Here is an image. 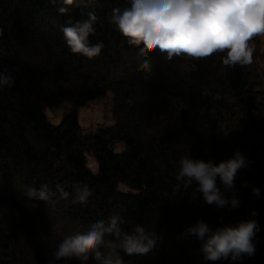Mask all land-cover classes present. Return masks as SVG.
I'll return each mask as SVG.
<instances>
[{"label":"trees","instance_id":"1","mask_svg":"<svg viewBox=\"0 0 264 264\" xmlns=\"http://www.w3.org/2000/svg\"><path fill=\"white\" fill-rule=\"evenodd\" d=\"M60 6V0H0V72L14 81L0 87V264H80L55 261L52 252L66 236L84 233L117 211L125 218L124 231L140 224L158 237L147 255L120 251L124 264H264L261 40L249 42L250 65L226 66L222 53L170 60L159 51L141 55L143 46H129L110 23L112 9L129 6V0L74 4L66 14L57 11ZM89 11L98 17L89 43L104 44L93 58L73 54L61 31ZM108 95L114 124L84 130L79 110ZM65 105L72 109L62 123L50 124L47 109ZM236 150L251 161L238 170L234 193H225L238 197L239 207L206 204L195 183L173 192L182 156L218 164ZM89 157L98 175L89 170ZM41 184L52 192L62 185L70 195L29 201L25 186ZM85 185L92 195L86 203L74 202L76 187ZM217 186L224 191L219 178ZM198 219L213 229L255 219L254 254L206 260L202 241L185 235Z\"/></svg>","mask_w":264,"mask_h":264},{"label":"clouds","instance_id":"2","mask_svg":"<svg viewBox=\"0 0 264 264\" xmlns=\"http://www.w3.org/2000/svg\"><path fill=\"white\" fill-rule=\"evenodd\" d=\"M51 2L56 4L57 0ZM60 3L62 6L57 11L66 14L69 6L78 4L88 7L93 0H60ZM97 20L95 12L89 11L86 19L75 23L69 20L67 26L61 27L73 54L88 58L100 54L104 44L98 42L93 45L88 39L95 33ZM110 23L126 38L129 46H143L140 47L141 55L159 51L170 60L181 56L200 60L222 53L224 65L244 66L250 65L253 60V48L249 42L254 37L264 36V0H129V6L112 9ZM13 85L11 77L0 72V87ZM249 163L251 161L239 150L218 164L212 160L193 159L190 155L182 156L176 175L178 183L173 192L179 191L181 186L187 189L195 183V191L202 194L206 204L215 205L217 209L237 208L239 198L234 194L226 196L225 193H234L235 176ZM217 178L224 191L217 186ZM252 191L259 196V188L254 187ZM56 193L61 199L70 195L59 184L56 185V192H52L47 184H41L39 189L25 186L24 190L29 201L49 202ZM91 195L92 191L86 185L77 186L74 202L86 203ZM26 206L31 209L38 207L36 204ZM252 215H256L255 211ZM125 223L121 212H114L106 221L92 223L86 232L66 236L52 252V257L55 261L75 260L80 264H89L93 258L98 264H124L120 251L130 256L149 254L157 244L156 233L147 231L140 224L135 225L131 232H126L122 228ZM258 230L255 219L215 229L198 219L186 229L185 235H194L202 241L201 251L206 260L231 258L236 261L244 255L254 254L253 239Z\"/></svg>","mask_w":264,"mask_h":264},{"label":"rangeland","instance_id":"3","mask_svg":"<svg viewBox=\"0 0 264 264\" xmlns=\"http://www.w3.org/2000/svg\"><path fill=\"white\" fill-rule=\"evenodd\" d=\"M262 42V52L264 55V36H257ZM212 57V56H211ZM208 57L207 59H209ZM260 68L264 69V57L260 61ZM114 101L112 95L86 104L79 110L80 125L86 131H91L98 127H106L114 124ZM72 105H65L54 109H47L46 116L50 124L59 126L65 116L71 111ZM88 168L94 174H99V168L93 157L88 158Z\"/></svg>","mask_w":264,"mask_h":264}]
</instances>
